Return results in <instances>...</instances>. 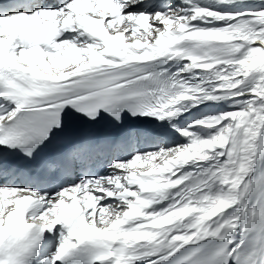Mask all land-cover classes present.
<instances>
[{"label": "snow or ice", "instance_id": "obj_1", "mask_svg": "<svg viewBox=\"0 0 264 264\" xmlns=\"http://www.w3.org/2000/svg\"><path fill=\"white\" fill-rule=\"evenodd\" d=\"M0 264H264V0H0Z\"/></svg>", "mask_w": 264, "mask_h": 264}]
</instances>
